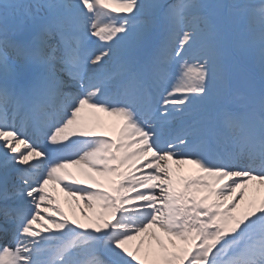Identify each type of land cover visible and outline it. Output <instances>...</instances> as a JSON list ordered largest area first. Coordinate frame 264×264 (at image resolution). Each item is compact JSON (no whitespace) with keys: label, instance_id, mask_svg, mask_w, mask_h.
Masks as SVG:
<instances>
[{"label":"snow or ice","instance_id":"6c2138e0","mask_svg":"<svg viewBox=\"0 0 264 264\" xmlns=\"http://www.w3.org/2000/svg\"><path fill=\"white\" fill-rule=\"evenodd\" d=\"M262 191L264 0H0V264H264Z\"/></svg>","mask_w":264,"mask_h":264},{"label":"rangeland","instance_id":"374dc122","mask_svg":"<svg viewBox=\"0 0 264 264\" xmlns=\"http://www.w3.org/2000/svg\"><path fill=\"white\" fill-rule=\"evenodd\" d=\"M174 68H175V66H174ZM113 70H115V68H114ZM175 70L178 71V69H175ZM111 119H112V118L108 117V118L106 119V121H109V120H111ZM107 134H108L109 136H113V135L115 134V132H114V131H109ZM184 171H185L186 173H189V172L194 171V169H193L192 166L187 165V166L184 167ZM56 194L59 195V197H60V199H61V203L63 204V206H64V208H65V211H66V212H69V215H71L70 205H69V203L67 202V198L65 197V194H64L63 192H60V191H59V188L56 189ZM250 194H251V191H250ZM261 194L264 195V191H262Z\"/></svg>","mask_w":264,"mask_h":264},{"label":"bare ground","instance_id":"6f19581e","mask_svg":"<svg viewBox=\"0 0 264 264\" xmlns=\"http://www.w3.org/2000/svg\"><path fill=\"white\" fill-rule=\"evenodd\" d=\"M102 116H104V114H101ZM108 117L107 116H104V119L106 120ZM112 119H114V118H112ZM111 119V120H112ZM110 121V120H109Z\"/></svg>","mask_w":264,"mask_h":264}]
</instances>
